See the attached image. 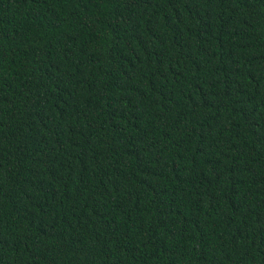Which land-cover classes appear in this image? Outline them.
Wrapping results in <instances>:
<instances>
[{"label":"trees","instance_id":"1","mask_svg":"<svg viewBox=\"0 0 264 264\" xmlns=\"http://www.w3.org/2000/svg\"><path fill=\"white\" fill-rule=\"evenodd\" d=\"M0 264H264V0H0Z\"/></svg>","mask_w":264,"mask_h":264}]
</instances>
